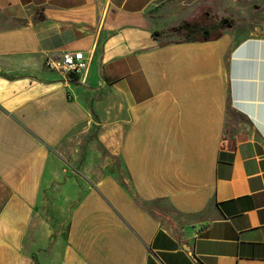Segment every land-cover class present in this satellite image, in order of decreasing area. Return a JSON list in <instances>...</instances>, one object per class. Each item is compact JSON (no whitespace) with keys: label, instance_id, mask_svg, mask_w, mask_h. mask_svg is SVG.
Here are the masks:
<instances>
[{"label":"crops","instance_id":"crops-1","mask_svg":"<svg viewBox=\"0 0 264 264\" xmlns=\"http://www.w3.org/2000/svg\"><path fill=\"white\" fill-rule=\"evenodd\" d=\"M0 264H264V0H0Z\"/></svg>","mask_w":264,"mask_h":264},{"label":"built area","instance_id":"built-area-1","mask_svg":"<svg viewBox=\"0 0 264 264\" xmlns=\"http://www.w3.org/2000/svg\"><path fill=\"white\" fill-rule=\"evenodd\" d=\"M44 65L64 79H70L73 76L84 78L90 65V58L84 54L83 50L66 49L59 56L47 55Z\"/></svg>","mask_w":264,"mask_h":264},{"label":"rangeland","instance_id":"rangeland-1","mask_svg":"<svg viewBox=\"0 0 264 264\" xmlns=\"http://www.w3.org/2000/svg\"><path fill=\"white\" fill-rule=\"evenodd\" d=\"M235 14H233L231 11H227L223 16H217L212 18V23L208 26L210 31H214V33L217 30H222L223 28L232 25L236 20L237 17H234ZM179 30V29H178ZM176 35L180 38H195L198 36L203 35L202 30L198 31H186L185 34L184 32H179L176 33Z\"/></svg>","mask_w":264,"mask_h":264},{"label":"trees","instance_id":"trees-1","mask_svg":"<svg viewBox=\"0 0 264 264\" xmlns=\"http://www.w3.org/2000/svg\"><path fill=\"white\" fill-rule=\"evenodd\" d=\"M199 25H200L199 22H184V23L182 24V27H183L186 31L190 32V31H194L196 28H198ZM212 35H214V36H212ZM216 36H217V34H211V33L208 31V29H204V33H203V35L200 36L199 38H202V39H210L211 37H216Z\"/></svg>","mask_w":264,"mask_h":264}]
</instances>
